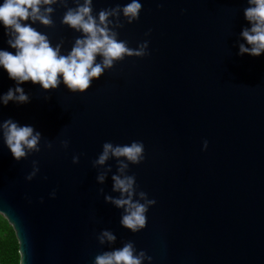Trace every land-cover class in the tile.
Here are the masks:
<instances>
[{"label":"water","instance_id":"obj_1","mask_svg":"<svg viewBox=\"0 0 264 264\" xmlns=\"http://www.w3.org/2000/svg\"><path fill=\"white\" fill-rule=\"evenodd\" d=\"M127 2L93 0V14ZM140 3L139 18L116 31L133 48L147 40L148 55L115 62L83 93L25 82L28 103L0 105V121L42 133L40 151L19 161L0 138V213L16 233L20 264H93L129 240L151 264H264V53L237 55L246 0ZM75 4L58 2L51 25H33L62 54L81 35L60 22ZM6 39L0 26V48L13 51ZM13 83L0 69V93ZM133 140L145 159L129 173L156 201L135 233L104 199L118 196L115 159L103 166L111 165L103 183L102 166L91 164L103 142ZM32 160L39 171L26 180ZM102 229L115 234L113 245L98 242Z\"/></svg>","mask_w":264,"mask_h":264},{"label":"clouds","instance_id":"obj_2","mask_svg":"<svg viewBox=\"0 0 264 264\" xmlns=\"http://www.w3.org/2000/svg\"><path fill=\"white\" fill-rule=\"evenodd\" d=\"M63 0H0V26L7 37L6 44L13 51L0 48V69L14 83L0 93V105L9 102L17 105L30 101L27 92L21 86L25 82L39 85L44 90L56 89L60 84L71 92L83 93L93 79L99 78L114 63L126 56L143 57L148 55V41L138 42L135 48L119 38L116 28L124 23H132L139 18L142 8L140 0H128L127 3L101 8L93 14V0H76L75 7H67L60 22L79 32L66 54L61 53V45H53L47 34L33 25L44 26L53 23V5ZM243 18L247 26L242 27L239 36L237 55L260 56L264 53V0H246ZM159 6V5H158ZM151 29L145 33L147 36ZM99 57V60H97ZM42 133L31 124H21L8 117L0 121V138L16 161L26 158L33 152L40 151ZM61 147L67 148L68 140L60 141ZM46 148H51L45 142ZM208 141H202L201 150H205ZM110 158L115 159L116 171L112 174V191L118 196L105 195L106 202L123 209L119 223L133 233L146 226V213L155 204L154 198L140 190L134 174L129 173V166L144 161V144L133 140L127 144H113L105 141L102 150L91 161L92 167L102 166L96 180L103 183L111 170V165L103 167ZM78 155L72 156V162H78ZM31 171L25 176L32 180L39 171L38 162L32 160ZM102 191V189H101ZM53 189L50 197H55ZM135 197V198H134ZM96 239L103 245H113L115 234L109 229H102ZM152 257L143 249L137 250L129 240L120 247H110L94 257L93 264H151Z\"/></svg>","mask_w":264,"mask_h":264},{"label":"trees","instance_id":"obj_3","mask_svg":"<svg viewBox=\"0 0 264 264\" xmlns=\"http://www.w3.org/2000/svg\"><path fill=\"white\" fill-rule=\"evenodd\" d=\"M0 264H20L19 242L8 220L0 213Z\"/></svg>","mask_w":264,"mask_h":264}]
</instances>
